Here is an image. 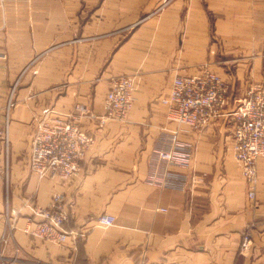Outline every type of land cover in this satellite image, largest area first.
Returning a JSON list of instances; mask_svg holds the SVG:
<instances>
[{
  "label": "crops",
  "instance_id": "crops-1",
  "mask_svg": "<svg viewBox=\"0 0 264 264\" xmlns=\"http://www.w3.org/2000/svg\"><path fill=\"white\" fill-rule=\"evenodd\" d=\"M206 69L229 81L227 111L248 87L264 86V0H0L3 120L9 108L0 264H264V157L251 199L234 156L232 116L191 128L162 102L176 75ZM119 75L135 79L128 118L104 125L82 118L95 140L80 171L69 179L34 173L40 120L76 103L103 115ZM179 128L195 144L188 181L161 188L147 180L148 158L164 129ZM56 193L69 213L64 243L31 232ZM103 213L115 223L101 224Z\"/></svg>",
  "mask_w": 264,
  "mask_h": 264
},
{
  "label": "built area",
  "instance_id": "built-area-1",
  "mask_svg": "<svg viewBox=\"0 0 264 264\" xmlns=\"http://www.w3.org/2000/svg\"><path fill=\"white\" fill-rule=\"evenodd\" d=\"M134 90L133 76H114L103 115L93 114L84 103H76L67 113L48 111L33 135L29 157L31 170L41 178L69 179L77 174L86 151L95 140L82 127V118H95L102 125L109 120H126L133 107ZM230 92V83L224 76L206 69L196 74L176 75L162 102L168 105L173 119L191 128L202 129L225 113L232 116L234 156L246 180L248 196L254 199L259 180L258 161L264 157V86L253 84L248 87L244 96L227 111ZM6 115L4 120L0 117V174L8 172V164L1 159V153L3 146L9 144V108ZM6 150L8 154V148ZM194 152V142L183 138L180 128L164 129L150 152L147 180L161 188L184 189ZM39 212L43 219L31 232L47 241L66 242L71 232L64 229L69 213L63 193L54 194L50 203ZM98 221L110 226L116 217L103 213L98 216ZM250 241L251 235L246 232L242 245L247 247Z\"/></svg>",
  "mask_w": 264,
  "mask_h": 264
},
{
  "label": "rangeland",
  "instance_id": "rangeland-1",
  "mask_svg": "<svg viewBox=\"0 0 264 264\" xmlns=\"http://www.w3.org/2000/svg\"><path fill=\"white\" fill-rule=\"evenodd\" d=\"M225 77V76H224ZM226 78V77H225ZM231 93V92H230Z\"/></svg>",
  "mask_w": 264,
  "mask_h": 264
},
{
  "label": "trees",
  "instance_id": "trees-1",
  "mask_svg": "<svg viewBox=\"0 0 264 264\" xmlns=\"http://www.w3.org/2000/svg\"><path fill=\"white\" fill-rule=\"evenodd\" d=\"M231 100H232V98H231ZM231 100H230V101H231Z\"/></svg>",
  "mask_w": 264,
  "mask_h": 264
}]
</instances>
